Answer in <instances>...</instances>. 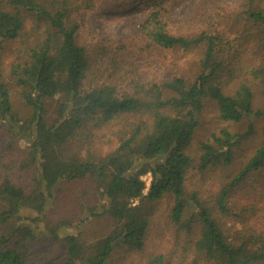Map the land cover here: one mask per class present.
I'll use <instances>...</instances> for the list:
<instances>
[{
	"label": "trees",
	"instance_id": "16d2710c",
	"mask_svg": "<svg viewBox=\"0 0 264 264\" xmlns=\"http://www.w3.org/2000/svg\"><path fill=\"white\" fill-rule=\"evenodd\" d=\"M73 3L52 0L48 6L37 0H0V51L5 42L24 36L27 16L34 34L26 63L12 72L32 110L23 123L13 113L0 65V132L7 126L8 134L27 145L19 157L0 155V264H28L27 243L41 238L44 231L58 239L62 228L50 227L43 215L62 184L81 181L89 183L101 202L88 214L106 216L114 227L94 244L71 233L60 237L66 250L63 264H107L118 248L140 252L154 225L157 237H167V248L147 256L146 264H264V231L257 230L252 219L257 209L237 215L227 204L235 188L264 169V144L217 193L203 195L193 178V173L229 167L234 149L253 134V127L242 135L222 129L198 143L196 160L191 155L198 116L206 102L216 105L224 123L239 124L263 114L253 112L254 94L246 78L260 79L264 89V70L249 69L243 77L238 69H228L225 42L218 37L170 35L162 21L165 10L154 4L142 32L165 50L191 51L202 45L194 80L131 81L125 90L114 83H93L92 68L96 71L105 64L110 76H119L124 68L113 48L77 43ZM248 14L264 25L262 11L251 9ZM56 98V119L49 124L45 101ZM98 133L109 138L99 148L114 141L107 152L92 147ZM18 175L26 183L16 182ZM146 176L150 183L145 195ZM168 197L167 222L157 224L149 208ZM26 220L43 223V230H32Z\"/></svg>",
	"mask_w": 264,
	"mask_h": 264
},
{
	"label": "rangeland",
	"instance_id": "374dc122",
	"mask_svg": "<svg viewBox=\"0 0 264 264\" xmlns=\"http://www.w3.org/2000/svg\"><path fill=\"white\" fill-rule=\"evenodd\" d=\"M51 5L52 0H37ZM72 19L77 22V43L80 46L99 47L101 45L113 48L120 58L124 70L119 76H110L105 64L95 71L91 69V81L97 84H115L118 90H125L131 81L134 83L149 79L162 83L174 77H182L193 81L203 57L202 45L191 51L180 49H161L145 37L142 26L153 10L154 4L165 10L162 21L166 32L174 37L196 38L201 34L218 37L225 42L227 55L225 58L228 69L236 68L245 77L247 70L262 68L264 70V25H258L249 17V10L258 9L264 13V0H72ZM32 22L27 16L25 34L22 38L5 42L0 51L2 81L10 94L12 110L20 123L32 116V110L23 100L22 91L17 87L12 75L17 65L27 61L28 50L34 44V34H30ZM95 57V56H93ZM99 70V71H98ZM246 71V72H245ZM253 90V112L262 111L260 116H249L239 124H229L218 119L216 105L206 102L198 116L199 126L194 134L191 155L196 160L199 152L198 143L210 140L212 135H218L222 129L234 135L245 134L249 126L253 134L242 141L234 149L233 162L229 167H216L207 173H193L194 182L201 188L204 195L217 193L229 184L237 173L247 164L255 149L264 144L262 130L264 127V89L260 79L251 76L246 78ZM58 99L45 101L46 119L50 124L56 119ZM103 129L102 131H105ZM94 149L107 152L112 145L100 147L108 137L98 133ZM12 151L9 152V150ZM27 149L26 142L8 134L4 126L0 132V155L19 157ZM11 153V154H10ZM24 176H16V182L24 181ZM146 183V195L150 178L143 177ZM1 183V175H0ZM26 183V181H24ZM58 197L43 215L44 221L52 227L60 225L58 239L48 237L44 231L41 238L30 241L28 264H45L53 261L63 264L66 260L64 242L60 239L65 234L81 237L87 244H94L104 235L112 231L114 225L106 216L89 215L87 210L99 207L100 199L89 183L85 181L62 184ZM201 195V193H200ZM80 201V202H79ZM82 203L86 205H81ZM236 214L255 207L253 221L257 230L264 231V169L253 173L247 180L235 188L227 202ZM171 208V198L150 206L155 223L163 225L167 222ZM85 213L88 218H85ZM29 217H36L30 216ZM38 233L43 230V223L32 220L24 222ZM63 226H62V225ZM167 248V237L156 236V226H151L149 241L140 252H128L124 248L115 249L107 264H146L149 255L156 254Z\"/></svg>",
	"mask_w": 264,
	"mask_h": 264
}]
</instances>
